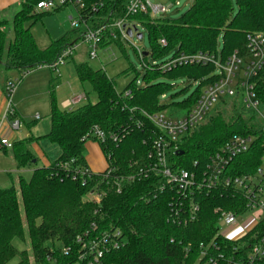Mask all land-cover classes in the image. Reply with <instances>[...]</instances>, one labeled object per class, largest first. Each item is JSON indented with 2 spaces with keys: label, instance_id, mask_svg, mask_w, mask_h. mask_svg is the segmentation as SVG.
<instances>
[{
  "label": "trees",
  "instance_id": "trees-1",
  "mask_svg": "<svg viewBox=\"0 0 264 264\" xmlns=\"http://www.w3.org/2000/svg\"><path fill=\"white\" fill-rule=\"evenodd\" d=\"M38 1L19 0L22 9L13 20V41H9L5 31L7 21H0V72L19 71L23 79L28 73L53 65L66 49L82 40L83 33L74 31L76 34L72 32L50 47L40 49L30 30L25 29L26 22L41 16L34 14ZM90 1L104 4L100 16L109 21L124 18L129 2ZM236 2L238 10L234 15L233 0H194L192 8L180 20L161 17L152 23L147 15L132 19L140 21L148 30L155 59L166 54L175 57L180 53H216L221 35L223 58L236 51L245 58L248 56L247 35H264V0ZM161 40H166L168 46L162 47ZM115 42L106 38L101 47ZM144 73V84L134 83L119 94L116 83L103 70H94L88 63L80 64L76 66L77 77L82 85L89 86L90 94H94L97 101L92 103L87 93L84 106L61 110L52 95L51 129L46 138L59 146L62 154L49 167L34 171L29 182L20 178L18 190L15 187L0 190V264H8L15 257L20 258L18 264H31L13 245L15 240L25 241L26 231L33 248L34 264H80L83 251L76 240L88 232L121 233V249L108 253L102 264H196L197 261L206 264L202 253L208 250L215 255L214 246L226 253L234 246L243 247L245 253L251 250L255 243L253 235L236 244L217 238L215 210H238L243 205L240 199L229 193L203 192L196 200L200 206L198 219L187 226H178L169 221L171 192L160 191L159 177H146L141 172L149 168L152 142L161 135L148 116L170 108L188 112L202 94L199 90L180 105H161L159 97L168 85L158 81L160 77L187 75L201 80L213 73V67H182L166 73L144 70ZM208 81L202 83L201 89ZM60 82L61 77H57V81L53 79L51 88ZM253 84L264 115V68L253 79ZM128 91L130 96L125 97ZM252 114L246 117L238 109L230 116H226L224 110L211 115L178 142L177 155L172 157L175 167L199 172L230 139L242 136L253 137L255 141L246 154L235 159L233 171L235 175L255 174L264 155V118L258 125L254 123L255 113ZM95 127L107 134L124 133L125 138L119 145L101 144L92 135ZM91 142L100 145L108 169L114 170L108 179L102 173L91 172L87 165L85 154ZM29 143L23 140L11 149L21 169L31 166L36 159L28 148ZM180 152L183 156L178 155ZM66 164L68 169L63 167ZM78 170L84 171L86 176L79 175L73 180L72 174ZM92 192L102 193L100 202L89 199ZM56 241L60 242V248ZM64 248L70 249L68 255Z\"/></svg>",
  "mask_w": 264,
  "mask_h": 264
},
{
  "label": "built area",
  "instance_id": "built-area-1",
  "mask_svg": "<svg viewBox=\"0 0 264 264\" xmlns=\"http://www.w3.org/2000/svg\"><path fill=\"white\" fill-rule=\"evenodd\" d=\"M174 6H180L178 0L173 1L170 7L153 4L151 0H129L126 16L109 21L100 16L104 9L103 3L90 0H40L34 6V14L53 13L68 7L74 9L77 17H70L71 27L74 31L83 33L82 42L91 48L89 55L90 59L94 60L106 38L113 41L122 39L132 43L134 36L139 33V30L135 32L134 29L144 26L140 21L132 18L137 15H147L155 20L165 17ZM102 21L107 22L102 23ZM129 28L133 30V38L127 34ZM160 44L162 47L168 46L166 40H161ZM76 48L74 46L66 49L53 65L45 68H49L58 77H61L60 68L66 65V61L73 56ZM247 49L248 56L245 58L241 57L238 51L227 58L220 57L217 53L192 55L180 53L161 65L146 64L144 53L140 52L146 71L160 70L166 73L182 67L211 66L213 73L217 72V75L204 85V91L192 109L182 117L167 118L166 112L148 116L149 120L160 130L161 135L152 142L153 152L148 156L149 168L146 171L141 170L146 177L154 175L161 179L159 187L161 192L168 190L171 192L169 221L178 226H187L198 219L200 206L196 200L203 192L222 195L229 193L242 201L243 205L238 210L226 211L221 208L215 210L218 215L217 238L236 244L253 235L255 243L247 253L240 246H234L229 253L214 246L215 255L208 250L202 253V258L207 261L206 264H264V155L261 159V166L255 174L235 175L233 171L235 159L246 154L255 139L242 136L230 139L210 157L205 168L199 172L176 168L175 163L172 162V157L177 155L178 142L187 133L204 123L222 99L225 101L241 99L246 111L259 115L261 119L264 118L253 84V79L264 68V35L260 33L248 34ZM21 80L20 78L11 81L6 87L9 103L4 123L12 132L19 131L23 124L11 102V96ZM201 81L204 83L207 80L204 77ZM141 85L137 84V86ZM124 96H130V92H126ZM86 99L85 94L74 97L66 103L65 110H72V107ZM35 119L40 120V117L36 116ZM92 135L99 143L105 145L108 143L119 145L125 138L124 133L107 134L98 127L93 129ZM13 145L8 138L0 133V148L12 149ZM63 167L68 169L69 165H63ZM113 172L114 170L111 168L102 174L105 179H108ZM72 175L73 180H76L79 175L86 176L81 170L75 171ZM88 197L91 201L100 202L102 193L92 192ZM248 214L252 216L248 220H244V216ZM94 229L96 230L95 224H93ZM121 241L123 240L119 231L103 232L102 234L88 232L79 236L76 243L83 251L79 257V263L102 264V260L108 253L121 249L123 245ZM63 251L67 255L70 253V249Z\"/></svg>",
  "mask_w": 264,
  "mask_h": 264
},
{
  "label": "rangeland",
  "instance_id": "rangeland-1",
  "mask_svg": "<svg viewBox=\"0 0 264 264\" xmlns=\"http://www.w3.org/2000/svg\"><path fill=\"white\" fill-rule=\"evenodd\" d=\"M153 4H163L169 6L173 3V0H151ZM180 3L179 7L174 6L171 9V12L167 14V17L170 20H180L184 14H186L193 6L194 0H178ZM21 5H19V0H3L0 3V21H7V26L5 31L7 33L9 41L14 40L13 33V20L16 15L21 11ZM238 6L236 0H233L232 13L233 15L237 12ZM70 17H77V13L74 9L65 8L53 13H44L37 18H33L25 23V29L30 30L34 40L36 41L38 47L42 50L50 47L53 42L60 41L64 39L68 34L74 32L71 27ZM161 18V17H160ZM152 23L154 22L151 19ZM139 34L143 35V39L139 40L137 34L134 36L132 43H129L125 40H116L115 43H112L106 47H101L98 50L97 58L92 60L90 59L91 48L79 40L76 44V51L73 56L66 61V65L60 68V73L63 79H61L60 85L55 88H51V81L55 79L57 81V74L50 69L42 68L37 69L24 78L28 79L31 77L42 78V81L46 78H49L48 81V91L50 102H52V95L54 94L56 104L60 109L65 110V107L62 102L70 101L74 97L89 93L92 103L97 101L94 94H90V88L87 85H82L76 74V66L80 64L88 63L90 67L94 70H103L107 76L116 83V90L119 94L124 93L127 87L136 83L144 84V66L141 60L140 52L149 54L148 57H145V62L148 65H153L157 63L159 65L170 61L173 58L172 54L163 55L157 59L152 56V46L148 34V30L144 26L138 27ZM76 34V32H74ZM80 34V33H79ZM76 36V35H75ZM216 53L218 56H223L224 54V38L221 37L218 40ZM129 73V74H128ZM242 74V72H241ZM217 75V72L212 73L211 75L205 77V80H211L212 77ZM244 75V73H243ZM243 78V77H241ZM162 83L168 85V88L160 95L159 101L161 105H171L172 103L183 104L192 99L199 90L201 89L202 81L200 79L194 80L187 75L180 76L177 78L171 77H160L158 80ZM208 81V82H209ZM237 82V81H236ZM165 96V98H163ZM224 102V103H223ZM40 104L42 107L49 106L46 99L43 97L40 99ZM222 104V105H221ZM52 105V103H50ZM85 105L83 101L77 106L72 107V109H77ZM221 105V106H220ZM240 109V112L246 117H251L253 114L244 109L241 99H228L225 101L222 99L218 107L212 112L214 113L219 110H224L226 116L232 115L236 110ZM165 112V111H164ZM48 111L45 109H40L38 113H32V117L36 114H40L42 117L41 125L46 123V125L51 126V119ZM186 112L179 109H168L166 111L167 118H178L182 117ZM256 115V114H254ZM256 120L254 123L261 125L262 119L259 115H256ZM41 126V133L43 134V127ZM40 128V126H39ZM48 132V131H47ZM53 149L58 151V146L52 144ZM91 154L90 151L86 152V157ZM52 162H55L52 161ZM43 163H39V168L43 167ZM32 177H27L26 181L29 182ZM15 187L19 189V183L17 178H14L11 181L8 178H0V190L9 189ZM21 210L23 212V207L21 204ZM251 214L245 215L244 220H248L251 217ZM55 244L60 248V242L56 241ZM13 245L19 252H23L26 257L30 259L31 264L33 262V248L31 245V240L26 231L25 241L15 240ZM65 250V248L63 249ZM20 262L19 257H15L8 264H18ZM200 261H197L196 264H199Z\"/></svg>",
  "mask_w": 264,
  "mask_h": 264
},
{
  "label": "crops",
  "instance_id": "crops-1",
  "mask_svg": "<svg viewBox=\"0 0 264 264\" xmlns=\"http://www.w3.org/2000/svg\"><path fill=\"white\" fill-rule=\"evenodd\" d=\"M2 1L3 0H1L0 3ZM21 76L22 73L19 71L0 72V133L2 136L8 138L13 144L23 140H29L30 143L28 148L32 155L36 158L31 166L21 169L18 167V164L13 157L12 150L6 147L0 148V178H8L11 181H13L14 178H17L18 183L20 178L27 180V177H32L34 171L37 169L49 167L52 163H54L52 161L55 160L56 162L62 154L60 147L58 146V151H55L52 147V143L46 138L50 132L51 126L46 125V123L43 124V126L41 125L40 122L42 121V117L40 114H36L33 117L31 116L32 113H38L40 109L48 111L47 115L49 114V116L51 114L52 105H50V103L52 102H50L48 91L49 78H46L43 81L40 77H31L24 80V76L11 96L12 107L15 109L18 118L21 119L23 123L22 127L19 131L12 132L6 123H4V116L7 112L9 103V96L6 93V87L9 82L16 81L20 79ZM61 79H63L62 76ZM42 97L48 102V107L41 106L40 99ZM67 102L68 101H64L62 103L65 106ZM84 102L87 104V99L84 100ZM36 116H39L40 120H36ZM41 126L43 127V134H40ZM87 151L91 152L88 157H86L85 154L89 169L94 173L105 172L108 169V161L100 145L98 143L91 142L88 144ZM39 163H43V167L39 168L36 166Z\"/></svg>",
  "mask_w": 264,
  "mask_h": 264
},
{
  "label": "water",
  "instance_id": "water-1",
  "mask_svg": "<svg viewBox=\"0 0 264 264\" xmlns=\"http://www.w3.org/2000/svg\"><path fill=\"white\" fill-rule=\"evenodd\" d=\"M124 28H126V27H124ZM135 30V32H137L138 31V29H134ZM127 34H128V36L130 37V38H133V30L131 29V28H129L128 30H127ZM137 38L139 39V40H142L143 39V35L142 34H137ZM144 56L145 57H147L148 56V54L147 53H144ZM183 152H180L178 155H180V156H183Z\"/></svg>",
  "mask_w": 264,
  "mask_h": 264
}]
</instances>
